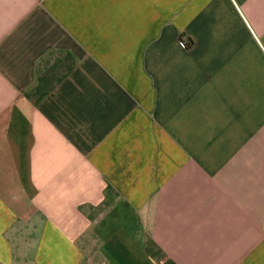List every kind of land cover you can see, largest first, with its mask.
Segmentation results:
<instances>
[{
  "label": "crops",
  "instance_id": "1",
  "mask_svg": "<svg viewBox=\"0 0 264 264\" xmlns=\"http://www.w3.org/2000/svg\"><path fill=\"white\" fill-rule=\"evenodd\" d=\"M0 264H264V0H0Z\"/></svg>",
  "mask_w": 264,
  "mask_h": 264
}]
</instances>
